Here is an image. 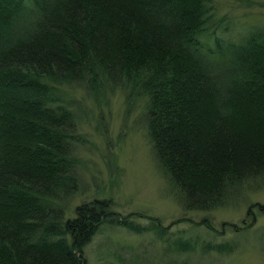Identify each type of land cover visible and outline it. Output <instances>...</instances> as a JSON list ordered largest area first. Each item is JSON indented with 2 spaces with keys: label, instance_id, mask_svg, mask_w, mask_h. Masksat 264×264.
Listing matches in <instances>:
<instances>
[{
  "label": "trees",
  "instance_id": "16d2710c",
  "mask_svg": "<svg viewBox=\"0 0 264 264\" xmlns=\"http://www.w3.org/2000/svg\"><path fill=\"white\" fill-rule=\"evenodd\" d=\"M212 3L0 0V264H88L85 246L104 224L149 229L109 199L71 205L82 187L71 90L140 102L185 210L264 185V25L235 38L223 27L229 35L207 33L209 44Z\"/></svg>",
  "mask_w": 264,
  "mask_h": 264
},
{
  "label": "rangeland",
  "instance_id": "374dc122",
  "mask_svg": "<svg viewBox=\"0 0 264 264\" xmlns=\"http://www.w3.org/2000/svg\"><path fill=\"white\" fill-rule=\"evenodd\" d=\"M209 20V44L208 34L235 38L264 25V0H213ZM69 95L81 110L73 153L82 187L71 205L109 199L114 211L149 227L137 232L104 224L85 246L88 264H264V185L240 190L209 211L185 210L151 152L140 102L127 105L120 91L109 94L106 104L80 91Z\"/></svg>",
  "mask_w": 264,
  "mask_h": 264
}]
</instances>
